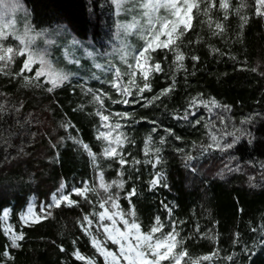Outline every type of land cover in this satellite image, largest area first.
Wrapping results in <instances>:
<instances>
[{
  "label": "trees",
  "instance_id": "obj_1",
  "mask_svg": "<svg viewBox=\"0 0 264 264\" xmlns=\"http://www.w3.org/2000/svg\"><path fill=\"white\" fill-rule=\"evenodd\" d=\"M20 2L27 12L28 24L35 32L62 26L79 43L59 38L54 44L56 56L53 52L50 56H54L55 65L74 75L70 82L51 93L46 91L50 84H45V88L24 86L19 77L0 73V93H4L0 103H5L9 109L4 121H0V215L4 208H10L9 219L14 230L25 235V239L19 242L21 247L7 249L11 260L0 255V264H85L77 260L73 252L79 249L86 257L95 254L81 224H86L83 221L85 214L99 213L102 209L99 205L105 194L97 176L102 172L105 183L111 185L120 179L121 165L117 160L100 156L94 171L87 153L82 148L78 150V146L66 137L69 134L76 136L94 153H102V142L96 138L100 125V118L95 114L98 105L92 103L93 98L86 94L87 90H98L97 87L110 89L104 83L114 74L115 69L110 71V65L127 66L120 60L123 53L116 51L122 47L121 44L115 47L120 38L129 46L125 49L128 62L133 60L134 50L141 48L144 41L139 34H127L125 37L122 30L120 37L116 36L114 21L119 19L128 23L131 18L123 14L117 17L110 0L108 3L105 0ZM231 2L236 5L239 0ZM246 4L243 12L248 23L241 31L240 17L229 15L224 38L212 36L207 24L200 23L205 17L200 16L193 21L196 27L181 37L184 70L176 72L171 52L167 53V58L163 51L154 54V59L162 62L164 71L151 76L153 93L145 95L150 97L171 84L173 74L177 81L171 95L161 97L162 103L157 102L159 107L105 102V107L112 112L132 114L129 118L133 120L130 140L134 145H125L131 152H141L146 133L148 136L154 127L148 122L151 120L161 125L157 129L159 135L152 134L154 141L156 137L166 135L164 128H171L182 137L181 140L169 137L161 153L163 162L158 165L165 177L162 183L167 187L160 185L149 189L144 177L146 170L139 165L137 173H132L134 180L137 175L139 177L135 185L126 183L122 189H108L119 192L118 203L125 212L130 210V206L134 208L136 222L143 232L151 228L156 217L166 220L168 225V219L173 216L180 221L177 239L182 241V248L188 253L182 264L189 257L198 259L199 264H240L241 261L242 264H264V246H254L258 234L253 231V228L264 227V167H261L264 164V17L256 14V0H246ZM223 15L218 9L214 13V17L221 20ZM213 48L222 54L213 52ZM85 49L93 55L86 56ZM192 55L198 56L199 60L193 61ZM23 58L16 59L11 73L19 72ZM70 59H79V63H70ZM32 74L27 73L29 76ZM41 82H44L42 78ZM198 94L206 100L215 99L231 110L224 112L213 108L208 111L201 106L196 117L201 123L195 127L170 115L175 109H179L182 115L186 100ZM21 103L23 107L18 115L11 111L13 105ZM81 105L84 110H76ZM257 113L261 115L251 124L240 125L242 118ZM221 117L228 130L235 125L246 128L252 136L243 137L228 152L214 147L202 151L199 146L207 145L211 135L219 136V130L224 126ZM67 122H71L73 127H62ZM177 149H183V153ZM185 154H190L192 159L187 160ZM83 182L97 189L87 193L95 207L72 192L73 186L84 187ZM61 183L65 185L64 192L70 199L78 201L79 207L62 202L60 207L50 209L51 216L47 219L23 224L19 212L28 199L34 197L36 211L41 214L40 205L50 203L51 195L60 189ZM133 189L135 194L125 198ZM162 200L169 204V209L164 207ZM89 218L98 222L97 217L90 215ZM205 234L211 235L212 239L204 238ZM237 234L242 241L240 245L233 243ZM73 241H76L75 245ZM8 244L0 220V254ZM245 244L252 249L250 256L244 253L238 260L227 259L234 253H240ZM108 246L114 248L110 242ZM177 249L181 250V246L178 245ZM204 256L211 259L205 261L202 259ZM97 263L102 264V258L97 256Z\"/></svg>",
  "mask_w": 264,
  "mask_h": 264
},
{
  "label": "snow or ice",
  "instance_id": "obj_2",
  "mask_svg": "<svg viewBox=\"0 0 264 264\" xmlns=\"http://www.w3.org/2000/svg\"><path fill=\"white\" fill-rule=\"evenodd\" d=\"M108 2L109 0H105V3ZM110 3L115 7L117 17L123 14L131 18L128 23H123L119 19L114 21L117 30L116 36L120 37L121 30L125 37L127 34H139L144 43L141 48L134 50L136 53L132 57L134 63H128L125 49L129 46L126 45L125 40H121V49L116 50L123 53L120 56V60L123 63H127V70L122 72L119 67L110 65V71L113 68L115 69L114 76L113 79L105 80L104 83L108 84L111 89L118 94L119 98L114 97L107 91L87 90L86 94H90L93 98L92 103L98 105L95 114L100 117L101 124L97 127L98 135L96 138L98 141L102 142V153L99 155L94 153L87 143H84L76 136L69 134L66 138L71 139L73 143L78 146V150L82 148L83 151L87 153L90 162L94 165V171L96 168V161L100 156L118 160L121 165L119 176L122 177L124 174V165L129 163L122 154L123 145L125 143H132L133 141L121 131V120L125 123L133 122V120L129 119L132 114L123 111L111 112L110 108L105 107V102L108 101L112 105L141 104V106L145 108L149 106L159 107L160 103H162L161 97H169L175 90L177 81L173 74L171 76V84L150 97L145 95V93H153L151 76L164 71L161 66L162 62L156 61L154 59V54L158 51H163L165 52V58H167V53L171 52L174 57L173 65L176 67V72H179L184 70V54L180 51V45L183 43L181 37L196 27V24L193 22L194 20H198L200 16L205 17L206 19L200 21V23L202 25L204 23L207 24L212 36L224 38L227 31V20L229 15L235 14L240 17L241 31L248 23V17L243 12L247 7L246 0H239L236 5H233L231 0H110ZM256 5V14L264 17V0H256ZM217 9L224 13L222 20L214 17V13ZM12 10H15L14 3L12 5ZM161 10H163V14H161ZM8 27H11V25H8ZM133 29L136 30L135 33L132 32ZM33 31L31 25L25 26L23 34L16 31L7 32L5 27L0 26V73L19 77L23 80L24 86L34 85L37 88H45V84H50L51 86L47 87L46 91L51 93L56 88L70 82L74 74L64 69L54 67L55 62L46 58L48 56L47 49L37 50L35 48V37L30 35ZM45 34H49L47 29H43L39 33H36V36H44ZM162 37H164V39H162ZM10 39H14L19 43L14 46L9 42ZM45 42L49 46L55 43L53 40H46ZM72 43L78 44L79 42L73 39ZM212 51L222 54L219 49L213 48ZM85 55L91 57L93 54L85 49ZM19 57H25V59L23 60L19 72L13 74L10 71L11 66ZM191 59L193 61H198L199 57L192 55ZM232 59H235V57H232ZM149 61H151V63H149ZM69 62L79 63V59H70ZM36 64H38L39 67L33 68V65ZM96 67L99 68L100 65H96ZM5 69H9V71L6 72L4 71ZM251 70L256 71V69ZM33 72L34 75H27V73ZM124 76L128 78L127 83H123L122 81V77ZM42 77L45 78L43 83L41 82ZM140 81H142V84ZM133 89L135 91H133ZM2 96H4V93H0V97ZM185 103L186 107L183 109L182 115L179 109L173 110L170 115H173V118L178 121L183 120L187 122L192 127L201 123V120L196 118L201 106L208 111H211L212 108H220L224 112L231 110L229 106H221L215 99L206 100L199 94L194 97H189ZM22 107V103L19 106L13 105L11 111H14L18 115ZM164 107L167 111V105ZM76 110L83 111V105L78 106ZM105 111L109 112V114H103ZM8 114L9 109L6 107V104L0 103V121H4V117ZM260 115L259 113L255 116L249 115L248 117L242 118L239 123L240 125H249ZM220 119L222 125H224V118L221 117ZM110 120L114 121L111 125L108 123ZM148 122L153 124L154 127L145 139L144 151L147 154L151 147L156 157L153 167H156L157 164L163 162L161 153L163 147L168 142V138L175 137V139L181 140L182 137L177 136L171 128H164L163 131L166 135L160 136L157 143L154 141L152 134L156 133L159 135L157 129L160 128L161 125L156 120ZM16 123L19 124V121L17 120ZM20 126L23 127V125ZM62 127L67 129L73 127V125H71V122H67L66 124H62ZM101 127L108 130L101 131ZM205 127H207V125H205ZM245 136L251 137L252 133L248 132L246 128L236 127L235 125L232 126L231 130H228V126L224 125L219 130V136L215 134L211 135L210 142L207 145H200L199 147H201L202 151H208L214 147L221 152H228ZM229 137L231 139H229ZM63 139L65 138H62V140ZM249 143H251V139ZM20 151L22 152L23 149L21 148ZM177 151L183 153V149H177ZM185 158L190 161L192 156L190 154H185ZM145 162L152 163V160L149 159ZM130 163L136 165L141 163V161L133 158ZM261 167H264V164H262ZM154 175L157 179L150 180V184L153 187L165 180L162 171L156 172ZM100 179V188L104 190L105 195L101 197L102 202H100L99 206L100 208H106V205L110 204L111 210L106 209L99 213L93 211L91 214H85L83 216V221L87 222L89 227H85L83 223L81 227L85 235L89 237L90 243L95 249V254L93 257H86L79 249H76L73 252V256L77 260L84 261L85 264H97V256L103 259L104 264H121V261L126 262V264H162V262L165 261H167L168 264H181V261L188 256V253L182 248V241L177 239L179 232L177 231L176 222L170 221L172 225L171 231L165 233L162 231L165 225L162 223L160 217H156L151 228L141 233L140 225L136 222L134 208H130L128 212H125L117 203L120 199L119 192L113 194L108 191V189L112 187L122 189L124 187V181L121 179L113 181L111 185L106 184L103 180L102 172ZM83 183V188L73 186L72 192L78 197H84L87 203L95 207L93 201L88 198L87 193L96 192L97 189L90 186L87 182ZM162 186L167 187V184L162 183ZM64 187L65 185L61 183L57 193L52 194L51 204L40 205L41 214H36L33 210V206L30 204L27 211L21 213V220L24 224H28L30 220L39 222L41 219H47L51 216L50 209L52 207H60L62 202L66 203L68 206L79 207L78 201L70 199L69 195L64 194L62 191ZM134 194L135 189L128 192L125 198L131 197ZM165 207H167V205H165ZM90 215L93 217L98 216L99 222L96 225L95 232L90 230L93 225V219L89 218ZM117 217H119V222L124 226L123 230L117 227ZM126 217H130L131 221ZM7 218L8 211L5 210L0 220H7ZM106 220L111 221V224L104 223ZM253 231L258 234L257 239L254 240V246H264V227L259 229L253 228ZM157 233H159V235H156ZM4 234L8 237L9 244L5 246L6 250L0 255L11 260L12 257L7 249L21 247L19 242L25 239V235L22 231L14 232L11 225L4 228ZM198 234L199 230H197V235ZM204 238L212 239V236L205 234ZM109 242L117 246V251L114 252L109 248ZM233 243L235 245H240L242 243L238 234ZM73 244L75 245L76 241H73ZM178 245L181 246V250L176 251ZM61 251H64V249L61 248ZM244 253H247L249 256L252 254V249L246 244L240 253H234L228 256L227 259L229 261L238 260ZM202 259L207 261L210 260L211 257L204 256ZM185 264H199V260L189 257V259L185 261ZM240 264H242V261Z\"/></svg>",
  "mask_w": 264,
  "mask_h": 264
},
{
  "label": "rangeland",
  "instance_id": "obj_3",
  "mask_svg": "<svg viewBox=\"0 0 264 264\" xmlns=\"http://www.w3.org/2000/svg\"><path fill=\"white\" fill-rule=\"evenodd\" d=\"M13 3L15 4V10L14 11L12 10ZM161 14H163V10H161ZM8 25H11V27H8ZM26 25H29L28 24V16H27V12H26L24 6L22 5V3L20 2V0H0V26L5 27V29H6L7 32L16 31V32H18L20 34H23L24 31H25V26ZM36 33H39V31H37V32L33 31V32L30 33L31 36H34L35 37V41H34L35 48L37 50L47 49L48 56L46 58L49 59V60H51V61H53V62H54L53 57L56 56V53H54V44L57 42V40L59 38H68L71 41V43L73 41V39L69 36L67 30L65 28H63L62 26H58L56 28L49 29L48 30V33L49 34H45L44 36H36ZM162 39H164V37H162ZM10 40H11V42H13L11 44H13L14 46L19 43L18 41L14 40V39H10ZM46 40H53V41H55V43L53 45L49 46L48 44H46V42H45ZM121 40L122 39L120 38V40L118 41V45L115 46L116 48L121 44ZM51 52L54 53V56L53 57L50 56ZM23 59H25V57ZM128 63H134V60L129 61ZM149 63H150V61H149ZM127 66L125 68H120L121 71L122 72L123 71H126L127 70ZM33 67L36 68V67H39V65L36 64V65H33ZM54 67L65 70L64 67H62V66L61 67L60 66H56L55 63H54ZM65 71H67V70H65ZM32 75H34V72H33ZM113 76H114V74H113ZM113 76H112L111 79H113ZM44 79L45 78L42 77V80L43 81H44ZM127 79L128 78L126 76L122 77L123 83H127ZM140 82L142 84V81H140ZM97 89L98 90H101V91H107L110 94H112L114 97L119 98L118 97V94L115 93L114 90L111 89V87H110V89H105V88H102V87H97ZM133 91H135V90L133 89ZM129 99H131V98H129ZM111 112H112V110H111ZM103 114H105V112ZM108 114H109V112H108ZM113 122H114L113 120H110L108 123L111 125ZM100 124H101V120H100ZM121 124H122L121 131H123L127 135V137L130 139L131 134L133 133V126L131 125V123H125L123 120H121ZM100 130L101 131H107L108 129H105V128L101 127ZM162 136H164V134ZM146 137H147V133H146ZM146 137L143 139V142L141 144V152L139 154H137L136 152H133V151L131 152V150H129L128 148H125L126 147L125 146L126 143L123 145L122 154L125 156L126 160L129 161V163H126L125 164L126 166L124 167V174H123V176L122 177L119 176V178H120L119 180L122 179L124 181V185L126 183H130L131 185H135L136 184V181H137L136 179H138L139 177L137 175L136 176V179L134 180L132 173H137V171L139 169V165H142V167H144L145 170H146L145 173H144L145 174L144 177L147 179V183H148V188L149 189H154L155 187L162 185V182L161 183H158L155 187H153L150 184V180L157 179V177L154 175V173L160 172L162 170L159 168V165L158 164L156 165V167H153V163L155 162L156 157L154 156L151 147L149 148V151H148L147 154L144 151ZM159 138L160 137H156V139H155V141L157 143L159 141ZM131 144L133 146L134 145V142H132ZM133 158L141 161V163L136 164V165L131 164L130 162H131V160ZM149 159L152 160V163L145 162V161H147ZM100 176H101V174H99L97 176V182H98L99 185L101 184ZM103 180H105V179L103 178ZM62 191L64 192V189ZM55 193H57V192H55ZM112 193L115 194L116 192L113 191ZM64 194L69 195V194H67L65 192H64ZM51 198H52V195H51ZM51 198H50V203L49 204L52 203V199ZM117 203H118V201H117ZM162 203H163L164 207H165V205H167L166 208L169 209V204L168 203L164 202L163 200H162ZM30 204L33 206L34 212L36 214H38V212L36 211L35 199H34V197H30L28 199V202H27L26 206L23 208L22 211L19 212V218H20V221L23 224H24V222L21 220V213L22 212H26L27 211V208H28V206ZM119 207H120V205H119ZM130 208H132V206H130ZM106 209L107 210H111V205L110 204L109 205H106V208H102L101 211H105ZM5 210L8 211V218H7V220H1V228H2V230L4 232V228L7 227V226H9V225H11L12 230L14 232H16L14 230V227H13L12 223L10 222V219H9L10 218V208H4L2 210V212H1L0 217L3 216ZM112 211H114V210H112ZM97 218H98V216H97ZM126 218L131 221V218L130 217H126ZM168 220H169V225L166 224V220L163 221L161 219L162 223L165 225V227L162 229V231L165 232V233L168 232V231H171L172 225L170 224V221L176 222L177 227H178V223H180V221L178 219H176V217H174V216L171 217V218H169ZM32 222L33 221H31V220L29 221V223H32ZM98 222H96V223L93 222V225L91 226V229H90L91 231L94 232L96 230V225H97ZM154 222H155V220H154ZM154 222H153V224H154ZM104 223L111 224V221H107L106 220V221H104ZM85 227H89L87 225V222L85 224ZM117 227L121 228L122 230L124 229L123 224L121 222H119V217H117ZM101 231H102V229H101ZM140 231H141V233H143V231L141 230V228H140ZM156 235H159V233H157ZM111 250L114 251V252L117 251V246L114 245V248L111 249ZM176 251H179V250L176 249ZM102 261H103V259H102ZM182 262H183V260L181 261V264H182ZM102 264H104V261H103ZM121 264H126V262L121 261ZM162 264H168V262L165 261V262H162Z\"/></svg>",
  "mask_w": 264,
  "mask_h": 264
}]
</instances>
